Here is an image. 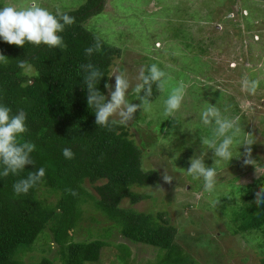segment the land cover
<instances>
[{
  "label": "rangeland",
  "instance_id": "obj_1",
  "mask_svg": "<svg viewBox=\"0 0 264 264\" xmlns=\"http://www.w3.org/2000/svg\"><path fill=\"white\" fill-rule=\"evenodd\" d=\"M86 1L37 3L55 14L75 10ZM27 3L30 0H0V8H21ZM101 4L102 11L85 24L106 43L121 49L110 83L114 84V74H124L131 84L126 99L140 103L138 96L143 93L136 87L143 83L138 79L141 68L157 64L166 73L164 89L152 100L148 98L150 107L138 110L127 123L131 136L143 143V168L155 169L158 178L153 185L134 187L146 198L135 204L125 198L122 205L153 213L165 211L177 228L175 240L200 264H264L260 231L234 232L243 204L253 201L254 192L264 186V0H102ZM245 78L259 81L254 95L243 89ZM181 83L186 90L181 108L167 117L163 102ZM210 105L224 118H239L240 133L234 137L231 161L214 157L201 143V138L214 135V123L205 125L201 118ZM248 139L254 142L253 165L243 163L242 145ZM190 158H201L206 166L216 168L213 191H205L203 179L188 174ZM165 171L174 177L171 184L162 180ZM85 185L97 195L95 184L87 181ZM39 194L49 203L57 201V195L45 188ZM109 223L96 206L85 203L75 239L98 234L110 243L98 261L85 264H158L163 258L165 250L160 247L132 243L117 233L118 239L112 241L110 231L100 230ZM29 247L20 245L15 255L25 264L38 263L44 256L53 259L59 250L54 240L25 255Z\"/></svg>",
  "mask_w": 264,
  "mask_h": 264
},
{
  "label": "trees",
  "instance_id": "obj_2",
  "mask_svg": "<svg viewBox=\"0 0 264 264\" xmlns=\"http://www.w3.org/2000/svg\"><path fill=\"white\" fill-rule=\"evenodd\" d=\"M101 2L87 0L75 10L62 12L75 17V23L60 33L63 49L30 43L18 47L0 38V54L6 57V62L0 61V104L10 107L13 114L21 109L26 112L28 131L19 140L35 145V168L46 170L42 182L20 196L14 194L13 184L35 170L32 166H27L19 176L0 177V264H25L15 256L20 245L30 246L24 251L26 255V251L42 249L51 240L59 245L57 256H44L31 264L98 261L102 252L110 249V243L98 238V234L83 240L74 236L88 201L110 221L100 230L110 231L112 241L118 239L117 233L132 243L160 247L165 253L158 264H200L175 240L177 228L165 211L153 213L122 205L125 198L132 204L146 198L134 187L155 184L158 172L143 168V143L131 136L127 124L121 125L115 119L110 129L96 126L95 109L87 104L80 65L92 63L103 72L98 88L106 95L104 84L110 83L114 60L121 55L120 48L106 43L85 24L93 14L102 11ZM97 40L100 51L86 56L85 49ZM20 61L30 67L20 68ZM157 92L153 84L149 99ZM65 147L73 150L74 159L64 158ZM87 181L95 184L97 195L89 191ZM99 181L104 182L96 184ZM43 188L57 195L56 203H49L39 194ZM69 189L77 195H71ZM240 214L234 232L260 231L264 252V205L257 207L251 201L243 204Z\"/></svg>",
  "mask_w": 264,
  "mask_h": 264
},
{
  "label": "clouds",
  "instance_id": "obj_3",
  "mask_svg": "<svg viewBox=\"0 0 264 264\" xmlns=\"http://www.w3.org/2000/svg\"><path fill=\"white\" fill-rule=\"evenodd\" d=\"M75 23V17L59 10L55 14L48 9L40 6L37 0H30L21 8L12 5L0 8V38L9 45L24 47L25 43L34 46L45 45L48 48L65 47L63 37L60 33L65 31L66 26ZM101 45L97 40L93 46L85 49V55L90 57L95 52L100 51ZM0 61L6 62V57L0 54ZM20 68L30 67L25 61L19 62ZM80 69L83 72V87L86 89V100L89 107L95 109V125L103 128H109L111 123H115V118H119L121 125H126L135 118L138 110L150 107L149 97L152 95V85L156 84L158 90L165 87L166 73L162 71L157 64L148 66L147 70L141 68L138 79L143 83L137 85L136 91H143L144 95L138 96L140 103H129L126 99L127 92L131 87L129 79L122 73L114 74V84L105 83L104 88L107 95L100 91L98 84L104 77L101 72L92 63L81 64ZM242 87L250 95L256 93L259 87L258 80H249L245 78L242 81ZM185 86L181 83L174 87L164 100V115L172 117L182 105L185 97ZM202 122L205 125L214 123V135L212 138H201V143L207 145L218 157L224 161H231L233 153L231 147L234 143V137L240 133L239 118H224L218 108L214 105L208 106L201 114ZM27 114L24 110H18L15 114L12 109L4 104H0V177H8L10 174L19 176L25 171L27 166H32L25 178L17 180L13 184V191L16 196L26 195L31 189L42 182L46 170L43 167L35 168V161L32 153L35 151V145L29 141L20 142L19 138L28 131L26 125ZM254 142L248 139L242 146H245L243 163L253 165L251 158ZM65 159L72 160L75 153L70 147L62 149ZM216 161L214 162V164ZM213 164V165H214ZM187 172L193 179H203L204 190L211 192L216 185L217 171L214 166L208 167L201 158H190ZM174 177L166 171L162 175L164 183L171 184ZM73 196L77 195L74 190L69 189ZM253 202L257 207L264 205V186H260L254 192Z\"/></svg>",
  "mask_w": 264,
  "mask_h": 264
}]
</instances>
